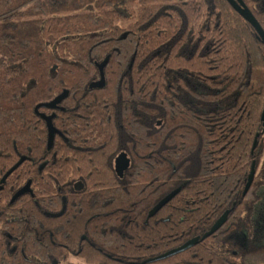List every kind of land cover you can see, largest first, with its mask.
I'll return each instance as SVG.
<instances>
[{"label": "trees", "instance_id": "obj_1", "mask_svg": "<svg viewBox=\"0 0 264 264\" xmlns=\"http://www.w3.org/2000/svg\"><path fill=\"white\" fill-rule=\"evenodd\" d=\"M241 1L264 31V0ZM97 78L103 85L90 89ZM63 91V103L92 109L90 120L118 124L127 146L141 142L140 186L112 177L110 190L77 200L57 191L59 177L46 182L34 108ZM263 110L264 46L226 0H0V179L25 157L0 191V264H143L227 210L212 235L145 264H264L253 238ZM62 198L66 213L44 215L59 213Z\"/></svg>", "mask_w": 264, "mask_h": 264}, {"label": "flooded vegetation", "instance_id": "obj_2", "mask_svg": "<svg viewBox=\"0 0 264 264\" xmlns=\"http://www.w3.org/2000/svg\"><path fill=\"white\" fill-rule=\"evenodd\" d=\"M100 78H97L89 87H101L103 82ZM99 82L100 86H94ZM64 92L67 91H63L57 96ZM66 97H68V92ZM65 98L59 100L53 108L43 107L45 110L39 108L38 111H35L34 108V112L43 120L46 128L44 153L37 168L38 172L44 175L46 182L47 176L59 177L57 191L61 193L62 188L69 189L68 191L73 192L77 200L89 193L110 190L112 186L109 185L112 177L114 178L112 182L116 186H119L118 183L123 184V189L136 187L133 185L134 183L129 184L132 177L138 178L136 185L140 186L143 176L141 142L137 139L135 145L127 146L128 141H133V139L129 140L123 135L117 137L119 132L113 131L112 128L118 124L92 121L90 119L94 118V115L89 106L79 107L73 98L69 99L67 103H63ZM81 111L85 113H81ZM67 112L73 113L71 120L66 114ZM43 116L50 118L55 130L50 147L47 143V123ZM135 154H138L136 158ZM27 159L29 160L28 166L31 167L33 161L29 157ZM27 183L24 190L30 186L31 181L29 180ZM3 184L0 183V186L3 187ZM76 206L77 204L74 203L72 209ZM66 210V201L62 198V208L59 213L51 215L45 211L44 215L57 217L66 213Z\"/></svg>", "mask_w": 264, "mask_h": 264}, {"label": "water", "instance_id": "obj_3", "mask_svg": "<svg viewBox=\"0 0 264 264\" xmlns=\"http://www.w3.org/2000/svg\"><path fill=\"white\" fill-rule=\"evenodd\" d=\"M229 5L232 7V9L237 12L246 22H248L254 29L257 38L260 40V42L263 44L264 46V31L261 28L260 24L258 23V21L256 20V18L249 12L247 6L241 1V0H226ZM101 83H96L94 86H100ZM90 88H92V86H90ZM67 92L62 93L61 95L57 96L53 101L49 102V103H43V104H39L36 105L35 107V111H38L39 108H43V107H49V108H53L57 102H59V100H62L63 98L66 97ZM43 118L45 119L46 123H47V129H48V147L51 146L52 141H53V133H54V128L51 124L50 118L49 117H45L43 116ZM261 125L263 127V131H264V110L262 112L261 115ZM256 145V139L253 142V146L252 148H254ZM25 160V157H21L4 175L3 177L0 179V183H4L5 180L7 179V177ZM254 173H255V167H254V162H252L251 164V168L249 171V174L247 176V181L246 184L244 186L242 195L244 196L246 194V192L248 191L253 177H254ZM2 186H0V190H2ZM180 188H177L173 191H171L169 194H167L164 198H162L149 212H148V217H152L161 207H163L167 202H169L178 192H179ZM23 190L19 191V193L16 194V196L20 193H22ZM228 215V210L225 211L213 224L212 226L206 231L204 232L202 235L199 236H195L189 240H187L185 243H183L182 245L173 248L155 258L149 259L147 261H144L143 264L145 263H150L153 261H157V260H161L164 258H167L169 256L178 254L180 252H183L184 250L196 245L199 240H203L205 238H207L208 236L212 235L214 232H216L221 225L224 223V221L226 220Z\"/></svg>", "mask_w": 264, "mask_h": 264}, {"label": "crops", "instance_id": "obj_4", "mask_svg": "<svg viewBox=\"0 0 264 264\" xmlns=\"http://www.w3.org/2000/svg\"><path fill=\"white\" fill-rule=\"evenodd\" d=\"M263 198H264V194H263V192H261V194H260V201H259V203H258V205H257V207L255 209L254 218H253L254 226L257 227V229L255 231V236H256V234H259L260 237L263 234L262 232H263V228H264V227L261 228V226L264 225V207L263 208H258V207H259V205L262 206V199ZM244 238H245V235H242L241 236V239L244 240ZM263 240H261L259 242H257L256 240L255 241L257 243H264Z\"/></svg>", "mask_w": 264, "mask_h": 264}, {"label": "rangeland", "instance_id": "obj_5", "mask_svg": "<svg viewBox=\"0 0 264 264\" xmlns=\"http://www.w3.org/2000/svg\"><path fill=\"white\" fill-rule=\"evenodd\" d=\"M261 191L263 192V194H264V186L261 188ZM264 207V198L262 199V206H260L259 205V207L258 208H263ZM262 227H264V225L263 226H261V228ZM256 229H257V227L256 226H253V238H254V240H256L257 242H259V241H261V240H263L264 239V228H263V234H262V236L260 237V235L259 234H256V236H255V231H256ZM255 241V242H256ZM263 242H264V240H263ZM62 264H86V263H84L80 258H78L77 256H70L68 259H67V261L65 262V263H62Z\"/></svg>", "mask_w": 264, "mask_h": 264}]
</instances>
